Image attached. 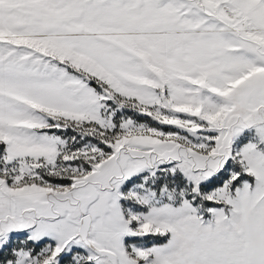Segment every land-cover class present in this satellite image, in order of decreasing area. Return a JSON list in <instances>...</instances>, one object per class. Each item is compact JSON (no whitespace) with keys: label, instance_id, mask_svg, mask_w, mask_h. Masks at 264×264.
Instances as JSON below:
<instances>
[{"label":"snow or ice","instance_id":"snow-or-ice-1","mask_svg":"<svg viewBox=\"0 0 264 264\" xmlns=\"http://www.w3.org/2000/svg\"><path fill=\"white\" fill-rule=\"evenodd\" d=\"M0 264H264V0H0Z\"/></svg>","mask_w":264,"mask_h":264}]
</instances>
